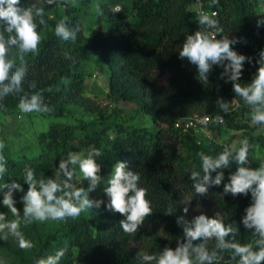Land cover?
I'll list each match as a JSON object with an SVG mask.
<instances>
[{
    "label": "trees",
    "instance_id": "trees-1",
    "mask_svg": "<svg viewBox=\"0 0 264 264\" xmlns=\"http://www.w3.org/2000/svg\"><path fill=\"white\" fill-rule=\"evenodd\" d=\"M35 0H21L27 6ZM193 2L209 12H216L221 27L230 36L242 37L246 43H237L236 51L253 58L251 64L245 62L240 78L242 84L251 81L256 72L255 58L264 49V26L257 28L258 12L254 0H218L209 7L211 0H57L54 5H44L46 25L38 27L43 40L38 54L25 57L28 82H35L34 91L52 88L44 92L45 103L53 111L46 113L54 117L67 114L64 105L73 103L90 112H100L102 106L83 94L85 76L82 64L97 53L108 70L107 96L115 102H130L151 117L156 126L150 129L144 126L126 125L111 121L103 116L88 122L79 120L78 124L51 122L47 129L40 130L36 146L26 145L17 150H3L7 160V175L21 183L25 191L23 175L26 166L36 170L37 175L54 176L59 160L69 151L87 152L92 147L103 153L97 157L101 165V175L110 173L116 160L128 162L129 168L140 173V185L148 189L147 198L151 201L153 215L135 237L123 234L119 213L107 210L104 204L100 208L81 213L76 219L60 221L52 232L41 237V248L36 257L26 264H35L39 258L54 254L60 248H67V254L60 264H141L137 252L156 251L165 245L175 247L176 237L182 235V229L176 224V215H181L184 197L193 194L188 172L192 168L199 170L196 153L204 151L219 153L224 147H231L217 139L198 141L189 131L176 126L177 120L194 114H222L223 125H212L211 130L221 134L224 128L243 130L250 143L264 146V133H251L247 107L239 97H234L231 82L219 77L221 67L213 66L209 82L204 85L196 78V67L178 56L179 48L186 34L198 29L197 11L190 8ZM119 4L123 11L110 12V7ZM100 5L103 15H97L100 28L85 36L84 11L86 7ZM67 17L69 27L79 26L75 45L59 40L54 28L62 18ZM72 48L75 62L64 58V50ZM16 57V50L10 58ZM168 74V82L160 79ZM217 97L233 100L229 113H220L216 107ZM238 102V103H237ZM18 96H8L0 101V111L9 112L17 107ZM80 131L81 134L78 135ZM247 133H246V132ZM250 151V163L255 162ZM236 165L224 169L225 180L219 187L209 189L207 197L194 196L186 216L203 212L208 216L217 210L226 214V222L235 221L240 228L237 240L248 243L254 240L251 232L244 229L240 219L244 209L251 203V196L230 194L220 200L223 183L228 175L235 171ZM212 175H215L213 173ZM78 186L87 182L77 181ZM23 193L16 192V201ZM105 203L104 192L101 198ZM177 204L175 215H166L170 203ZM201 207L194 211L196 205ZM0 212L9 220L13 219L10 210L0 204ZM1 241V239H0ZM214 245L210 242L209 247ZM221 264H232L227 254Z\"/></svg>",
    "mask_w": 264,
    "mask_h": 264
},
{
    "label": "clouds",
    "instance_id": "clouds-1",
    "mask_svg": "<svg viewBox=\"0 0 264 264\" xmlns=\"http://www.w3.org/2000/svg\"><path fill=\"white\" fill-rule=\"evenodd\" d=\"M57 0H35L24 6L21 0H0V101L6 97L18 96L17 107L21 113H50L52 107L45 103L44 92L52 88L34 91L35 82H28L29 91L24 84L28 75L25 57L39 52L43 37L38 27L45 26L44 5H54ZM218 0H211L213 7ZM96 14L103 15L100 5L95 6ZM110 12L119 13L123 8L119 4L110 7ZM198 29L186 34L179 48L178 56L186 59L196 67V78L204 85L209 82L213 66L221 67L219 77L225 82H231L234 97H239L248 111L252 125H264V49L255 58L256 72L250 82L242 84L240 78L245 62L251 64L253 58L239 53L233 47L237 43H246L244 38L230 36L225 33L217 18L216 12L200 11L197 17ZM257 28L264 26V15L258 14ZM79 26L69 27L67 17L56 23L55 36L65 42L75 45ZM16 50V57L10 58V53ZM72 48L64 50V58L75 62ZM216 107L220 113H229L233 100L228 101L217 97ZM238 103V102H237ZM200 123L207 127L209 123L225 124L224 117L217 113L215 117L205 115ZM253 145L245 138L239 146L224 147L216 154L199 151V170L195 167L189 172L193 194L186 196L179 203L183 205L181 215H176L175 222L182 229V235L177 236L175 247L165 245L156 251L137 252L141 264H221L224 254H227L232 264H264V159H260L257 167L250 163V151ZM4 142L0 141V204L10 210L13 219L9 220L5 213L0 212V239L7 240L9 236L16 239L19 248L31 249L33 243L24 237L22 224L45 221H67L76 219L81 213L101 204L114 213H119L123 219L119 221L122 232L127 237H135L139 229L145 225L148 217L153 215L151 201L147 198L148 189L140 185V173L132 170L128 162L116 160L107 178L101 173V165L97 157L103 155L100 149L92 147L87 152L69 151L59 160L54 176L37 175L36 170L26 166L23 181L27 190L16 179L7 175V160L3 154ZM235 163V171L228 175L223 183V191L219 193L220 200L225 195L236 197L250 194L251 203L244 209L240 223L244 229L251 232L254 240L241 243L237 237L241 234L235 221L226 222V214L217 210L208 216L202 211L186 218L189 205L194 196L207 197L209 189L219 187L225 180L224 169H230ZM215 173V175H212ZM87 182V187L78 186ZM104 185L103 192L107 197L102 199L90 197V193ZM23 193L20 197L23 204L22 214L15 207V193ZM197 204L194 211L200 209ZM177 204L170 203L166 215H175ZM214 245L209 247L210 242ZM68 249L60 248L54 254L39 258L35 264H60Z\"/></svg>",
    "mask_w": 264,
    "mask_h": 264
},
{
    "label": "rangeland",
    "instance_id": "rangeland-1",
    "mask_svg": "<svg viewBox=\"0 0 264 264\" xmlns=\"http://www.w3.org/2000/svg\"><path fill=\"white\" fill-rule=\"evenodd\" d=\"M254 6L258 12H262L264 10V0H254ZM190 8L197 10L200 8V4L198 2H193ZM84 18L83 34L85 36L92 34L100 28L95 5L85 8ZM81 71L85 76L83 94L91 98L95 103L100 104L102 110L100 112H90L76 104L67 103L64 105L67 114L61 117H54L46 113L24 114L21 113L18 108L9 112L0 111V141L5 144L4 150L8 149L13 151L26 145L36 146L38 132L47 129L48 125L54 121L75 125L78 124L79 120L88 122L103 116L111 121L122 122L126 125L144 126L150 129L156 127L151 117L141 111L135 104L123 101L115 102L107 96L108 70L97 53H94L89 60L82 64ZM160 82L167 83L168 74H164ZM248 124L249 128H247V130L251 133L255 135L264 133V125H252L250 119ZM79 134H81L80 131L78 132V135ZM245 137L246 134H244L243 130L224 128L221 134L213 132V138L225 142L229 146L236 145L238 147L240 141L245 139ZM71 151L77 150L72 149ZM252 156L255 162L254 167H257L259 160L264 159V146L256 143L253 147ZM108 175L109 174L103 177L107 178ZM77 181H80L79 178H77ZM85 187H87V185ZM103 187V184L100 185L95 192L90 193V197L100 199L103 193ZM15 207H17L22 214L23 204L21 199L16 201ZM58 224H60V221H45L43 223L33 222L27 225L22 224L21 231L24 237L33 243V247L27 250L21 249L16 239L11 236H9L7 240L1 239L0 264H26L31 259L35 258L42 244L40 236L52 232L54 227ZM76 264L84 263L82 261H76Z\"/></svg>",
    "mask_w": 264,
    "mask_h": 264
},
{
    "label": "built area",
    "instance_id": "built-area-1",
    "mask_svg": "<svg viewBox=\"0 0 264 264\" xmlns=\"http://www.w3.org/2000/svg\"><path fill=\"white\" fill-rule=\"evenodd\" d=\"M202 10L206 11L200 7L199 9L196 10L197 14ZM207 12H209V11H207ZM209 13H211V12H209ZM205 115H208L210 117H215L216 114H194L191 116L180 118L179 120H177L176 126L181 128L182 131L191 132L194 135V137L196 138V140H198V141L213 140L214 138H213V131L211 130V126L216 125V124L209 123V125L207 127H204L200 123V121L202 120V118ZM220 115H222V114H220Z\"/></svg>",
    "mask_w": 264,
    "mask_h": 264
}]
</instances>
